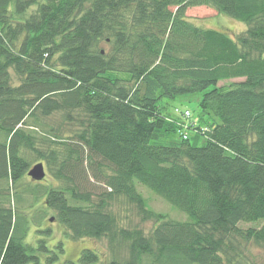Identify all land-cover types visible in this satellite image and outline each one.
Instances as JSON below:
<instances>
[{
    "label": "trees",
    "instance_id": "16d2710c",
    "mask_svg": "<svg viewBox=\"0 0 264 264\" xmlns=\"http://www.w3.org/2000/svg\"><path fill=\"white\" fill-rule=\"evenodd\" d=\"M196 7L245 30L199 27ZM195 93L196 116L171 104ZM53 222L69 237L50 247ZM68 238L105 239L110 259L63 258ZM258 249L264 0H0V264H262Z\"/></svg>",
    "mask_w": 264,
    "mask_h": 264
},
{
    "label": "rangeland",
    "instance_id": "374dc122",
    "mask_svg": "<svg viewBox=\"0 0 264 264\" xmlns=\"http://www.w3.org/2000/svg\"><path fill=\"white\" fill-rule=\"evenodd\" d=\"M186 16L193 20L197 26L203 27V28H216V29H226L229 33L232 35H238L242 33L245 30V25L243 23H240L236 20H232L224 15L217 14L214 10L206 8V7H196V8H190L186 11ZM202 97L201 93H195V94H189L185 96H180L175 98L173 101H171V104L174 106H178L180 108H184L190 111L191 115L196 116L198 112V103L200 98ZM60 115H56L53 117V120H50L52 123H59ZM31 166V165H30ZM25 181V183H27ZM142 194L144 198L146 199V202L150 209L153 211L163 213L166 216H168L171 219L175 220H186V216L178 211L177 209L171 207L169 204L161 200L160 198L156 197L153 193H151L146 188H141ZM116 208V205H115ZM132 209L130 211V217L134 218L132 215ZM135 220V219H134ZM152 223H142L141 227L146 231V233L151 230ZM246 227L245 225H242ZM248 226V225H247ZM43 228L48 231L47 236L45 235L42 237V240L45 241L50 247H55L54 245L58 244L60 240H65L63 238L69 237V234L67 231L58 223H51L47 225L46 223L43 225ZM35 231L33 229L30 230L27 241L31 242L33 245H35L36 240L38 239L36 237ZM67 241L64 242V249L67 251V256L64 255L63 258H74L78 254V252L82 249V247H90L93 249H96L99 254L106 257L107 259H110V255L107 252V246H106V240H92V239H85L79 241H70L71 238L66 239ZM48 246V247H49ZM50 250V249H49ZM49 253H46V256L42 255V260L44 261L46 257H48ZM255 255L259 257V262L264 264V249H258L255 251ZM77 259H74L73 261H76ZM45 262V261H44ZM96 264H101L100 262Z\"/></svg>",
    "mask_w": 264,
    "mask_h": 264
},
{
    "label": "water",
    "instance_id": "95a60500",
    "mask_svg": "<svg viewBox=\"0 0 264 264\" xmlns=\"http://www.w3.org/2000/svg\"><path fill=\"white\" fill-rule=\"evenodd\" d=\"M27 176H29L33 181H41L44 177L43 165L41 163L34 165L27 173Z\"/></svg>",
    "mask_w": 264,
    "mask_h": 264
},
{
    "label": "built area",
    "instance_id": "2783aa9c",
    "mask_svg": "<svg viewBox=\"0 0 264 264\" xmlns=\"http://www.w3.org/2000/svg\"><path fill=\"white\" fill-rule=\"evenodd\" d=\"M186 115H187V113H186Z\"/></svg>",
    "mask_w": 264,
    "mask_h": 264
}]
</instances>
